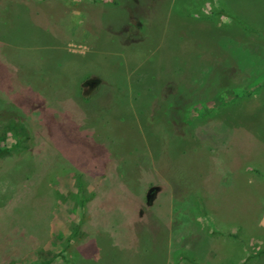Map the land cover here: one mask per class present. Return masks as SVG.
<instances>
[{"label":"rangeland","instance_id":"rangeland-1","mask_svg":"<svg viewBox=\"0 0 264 264\" xmlns=\"http://www.w3.org/2000/svg\"><path fill=\"white\" fill-rule=\"evenodd\" d=\"M1 133L0 264H264V0H0Z\"/></svg>","mask_w":264,"mask_h":264},{"label":"trees","instance_id":"trees-1","mask_svg":"<svg viewBox=\"0 0 264 264\" xmlns=\"http://www.w3.org/2000/svg\"><path fill=\"white\" fill-rule=\"evenodd\" d=\"M247 30H251V27H246ZM242 97V95L240 96ZM11 128L16 132L17 139H20L22 134H25V127L18 120L11 121ZM5 135V134H4ZM2 133L0 134V157L8 155L10 153V148H8L5 144V136ZM26 138L25 135H23ZM56 256H52L51 258L39 263V264H49Z\"/></svg>","mask_w":264,"mask_h":264}]
</instances>
